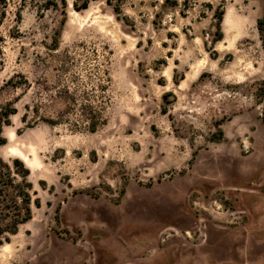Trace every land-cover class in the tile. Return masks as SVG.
Wrapping results in <instances>:
<instances>
[{"label": "rangeland", "instance_id": "obj_1", "mask_svg": "<svg viewBox=\"0 0 264 264\" xmlns=\"http://www.w3.org/2000/svg\"><path fill=\"white\" fill-rule=\"evenodd\" d=\"M62 10L0 0V155L39 202L0 264H264V0Z\"/></svg>", "mask_w": 264, "mask_h": 264}, {"label": "trees", "instance_id": "obj_2", "mask_svg": "<svg viewBox=\"0 0 264 264\" xmlns=\"http://www.w3.org/2000/svg\"><path fill=\"white\" fill-rule=\"evenodd\" d=\"M58 1L63 6V14H66L67 0H45L47 9L52 5L57 6ZM87 6L88 4L78 7L75 4L76 9L86 8ZM221 20L222 15H219L217 27L220 34ZM256 26L263 38L264 15L257 19ZM66 92L68 93V90ZM166 108L164 107V112H167ZM78 110L81 117L88 123L87 127L91 132L96 131L104 120L102 110L91 104L83 105ZM74 111V108H70L67 113ZM16 112L13 103L8 102L5 105H0V148L6 144L7 137L3 134L4 126L10 124L11 117ZM74 124L79 126V122ZM219 136L220 139L223 138L222 130L219 131ZM30 176L31 170L21 158L16 157L12 161H6L0 155V246L10 242L11 238L19 232L20 227L32 219L33 203L39 206L38 200L32 198L33 185Z\"/></svg>", "mask_w": 264, "mask_h": 264}, {"label": "bare ground", "instance_id": "obj_3", "mask_svg": "<svg viewBox=\"0 0 264 264\" xmlns=\"http://www.w3.org/2000/svg\"><path fill=\"white\" fill-rule=\"evenodd\" d=\"M6 136V135H5ZM7 138H9V139H11V137L10 136H6ZM24 162H25V164H26V166L31 170V172H32V170H33V167H32V165H31V163L28 161V159L26 158V157H24V156H22V155H20L19 156ZM6 246V245H5Z\"/></svg>", "mask_w": 264, "mask_h": 264}]
</instances>
